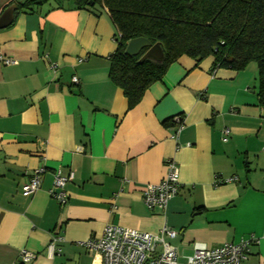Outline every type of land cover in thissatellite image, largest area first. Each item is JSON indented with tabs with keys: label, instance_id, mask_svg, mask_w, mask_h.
I'll return each mask as SVG.
<instances>
[{
	"label": "crops",
	"instance_id": "1",
	"mask_svg": "<svg viewBox=\"0 0 264 264\" xmlns=\"http://www.w3.org/2000/svg\"><path fill=\"white\" fill-rule=\"evenodd\" d=\"M14 1L0 0V16ZM116 37L105 8L77 0L15 10L0 29V53L16 62H0V264L17 263L21 250L34 254L30 264H100L83 244L106 225L146 233L168 227L177 232L168 243L179 260L194 244L217 248L252 237L258 243L240 264H264L256 66L234 71L214 68L211 57L182 56L128 108L109 79ZM176 116L178 134L167 125ZM168 159L179 169V189L164 212L152 213L142 190L165 177ZM39 167V189L23 197L21 186ZM56 170L73 172L64 206L48 194ZM54 234L63 241L50 259Z\"/></svg>",
	"mask_w": 264,
	"mask_h": 264
},
{
	"label": "trees",
	"instance_id": "2",
	"mask_svg": "<svg viewBox=\"0 0 264 264\" xmlns=\"http://www.w3.org/2000/svg\"><path fill=\"white\" fill-rule=\"evenodd\" d=\"M49 0H22L16 13ZM84 7L105 8L115 26L117 47L110 55L109 79L134 107L182 56L195 62L211 57L214 68L242 71L254 64L257 101L264 110V0H77ZM15 3V1L13 2ZM145 38L158 43L163 61L138 62L125 54L127 43ZM166 125V123H165ZM167 125H172L169 121Z\"/></svg>",
	"mask_w": 264,
	"mask_h": 264
},
{
	"label": "built area",
	"instance_id": "3",
	"mask_svg": "<svg viewBox=\"0 0 264 264\" xmlns=\"http://www.w3.org/2000/svg\"><path fill=\"white\" fill-rule=\"evenodd\" d=\"M0 62L4 65L16 63L12 59L4 58L1 53ZM72 81L77 83L76 77H73ZM170 122L178 134L183 126L181 117H173ZM228 134V129L222 131L223 137ZM43 173V167L31 173L29 180L21 186L23 197H28L39 189L40 176ZM72 179L71 171L66 176H62L59 170L53 174L52 187L48 194L61 206L67 202L65 185ZM231 181L232 179H228L226 182ZM178 189L179 169L174 160L168 159L165 177L157 184H147L143 187L141 194L143 204L152 213L164 212L169 201L176 196ZM176 236L177 232L168 227H162L157 233H146L116 225H106L101 237L89 239L83 245L100 256V264H240L246 259L249 246L258 243L257 239L250 237L238 243H224L217 248L194 244L192 255L179 260L175 248L168 243ZM62 241L61 235H52L46 247L47 256L50 259L60 253L57 244ZM34 258L33 253L21 250L15 264H30Z\"/></svg>",
	"mask_w": 264,
	"mask_h": 264
},
{
	"label": "water",
	"instance_id": "4",
	"mask_svg": "<svg viewBox=\"0 0 264 264\" xmlns=\"http://www.w3.org/2000/svg\"><path fill=\"white\" fill-rule=\"evenodd\" d=\"M18 4H22V0H15V3L11 4L0 16V29L7 27L13 18V13ZM148 48L146 52L138 60L139 63L145 60H151L155 62L163 61V52L158 43L151 45V43L145 38H136L130 40L125 47V54L128 56H136L139 52Z\"/></svg>",
	"mask_w": 264,
	"mask_h": 264
},
{
	"label": "rangeland",
	"instance_id": "5",
	"mask_svg": "<svg viewBox=\"0 0 264 264\" xmlns=\"http://www.w3.org/2000/svg\"><path fill=\"white\" fill-rule=\"evenodd\" d=\"M254 65V64H253Z\"/></svg>",
	"mask_w": 264,
	"mask_h": 264
}]
</instances>
